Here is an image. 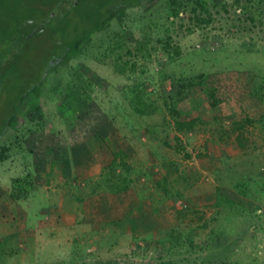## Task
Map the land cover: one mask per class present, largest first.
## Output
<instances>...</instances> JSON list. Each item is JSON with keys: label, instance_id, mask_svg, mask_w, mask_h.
Segmentation results:
<instances>
[{"label": "rangeland", "instance_id": "obj_1", "mask_svg": "<svg viewBox=\"0 0 264 264\" xmlns=\"http://www.w3.org/2000/svg\"><path fill=\"white\" fill-rule=\"evenodd\" d=\"M29 44L0 81V127L22 96L0 264H264V0H137L52 62L43 33Z\"/></svg>", "mask_w": 264, "mask_h": 264}, {"label": "trees", "instance_id": "obj_2", "mask_svg": "<svg viewBox=\"0 0 264 264\" xmlns=\"http://www.w3.org/2000/svg\"><path fill=\"white\" fill-rule=\"evenodd\" d=\"M136 3L137 0H0V81L3 82L9 72L14 71V65L20 60L24 48H30L32 38L43 33L45 40L50 41L52 50L48 59L52 62L66 49L72 48L83 36L102 30L111 7ZM52 28L57 30L53 32ZM49 65L48 63V66L44 67L42 78ZM39 84L36 82L29 86L27 93ZM2 93L4 92L0 90L1 95ZM181 96L177 98L178 101L185 98V95ZM206 96L209 109H214L222 103L214 88H209ZM21 98L22 96L18 95L11 101L9 98L3 101L4 105L9 104L11 112L2 122L0 137ZM169 113L176 132L192 130L200 121L198 111L182 114L175 104L170 106ZM239 118L240 123L235 122L237 130L242 129L244 124H253V121L245 116L241 115ZM115 161L114 159L113 164Z\"/></svg>", "mask_w": 264, "mask_h": 264}]
</instances>
